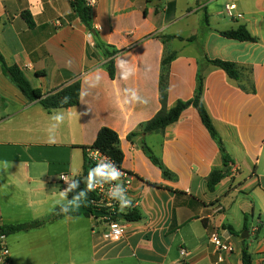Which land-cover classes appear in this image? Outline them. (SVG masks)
<instances>
[{
    "label": "crops",
    "instance_id": "obj_1",
    "mask_svg": "<svg viewBox=\"0 0 264 264\" xmlns=\"http://www.w3.org/2000/svg\"><path fill=\"white\" fill-rule=\"evenodd\" d=\"M94 1L97 38L120 51L113 79L71 0H0V51L7 63L18 65L44 94L81 82L79 105L49 112L29 102L0 65V216L4 225L25 224L66 205L60 176H83L84 149L108 127L119 136L122 168L134 176L132 194L142 218L127 222L125 235L111 240L93 216L64 214L9 235L12 263L215 264L209 235L219 231L234 246L219 264H242L245 245L252 264H264V0ZM227 4L243 17L229 18ZM239 26L256 40L221 34ZM165 36L183 39L164 44ZM167 50L176 53L168 69L167 106L192 99L203 74V102L231 159L227 168L193 106L163 133L140 132L162 107ZM203 53L235 63L241 78L207 64ZM142 140L175 179L163 177ZM214 169L227 172L211 191L207 178Z\"/></svg>",
    "mask_w": 264,
    "mask_h": 264
},
{
    "label": "trees",
    "instance_id": "obj_2",
    "mask_svg": "<svg viewBox=\"0 0 264 264\" xmlns=\"http://www.w3.org/2000/svg\"><path fill=\"white\" fill-rule=\"evenodd\" d=\"M71 8L73 12L79 17L81 22L87 28V30L94 37V46L97 50H99L103 57L107 59L106 68L109 72L110 77L115 78L116 68H115V57L119 54V50L114 47L107 45L97 38V31L93 26V9L87 4V0H71ZM23 17L27 21L30 27L34 26V22L30 13L25 12ZM221 34L229 39L243 41V42H254L256 39L249 33L245 26H239L235 30H230L226 32H221ZM174 38L183 39L182 37H172L165 36L163 38L164 44L173 40ZM194 37L189 38L188 41H193ZM176 57V53L169 52L168 50L165 52V56L162 60V68H161V80H160V101L162 107L160 111L149 121L143 123L140 126L141 133H163L164 130L176 123L182 114V112L190 106H193L199 113L200 118L209 131L211 137L218 144L219 149L222 154V160L224 166L228 167L231 161L224 143L217 132L213 121L205 107L203 102V93H204V76L199 71L197 75V85L195 94L192 99L188 101H178L173 107L169 108L167 106V95H168V69L171 62ZM202 60L207 64H211L217 68L222 69L227 73V75L234 79L239 80L242 76V72L239 67L230 61H224L220 59L211 60L206 54H202ZM0 65L4 72V74L9 78V80L23 93V95L28 99L29 102H38L43 108L49 112L60 109V108H70L79 105L81 99V82L79 80L68 84L62 88H59L55 91L44 94L42 90L35 88L31 85L30 81L26 77L24 71L18 65H10L7 63L5 57L0 51ZM137 133H132L129 136V139H132L133 136H136ZM142 148L151 160V162L157 166L163 174L165 179L173 180L176 178L175 174H173L160 160L152 150L147 146L144 140H142ZM89 148H95L101 150L103 153L112 158L115 163L119 166H122L124 160V154L120 146V139L118 134L108 128L103 127L99 130L97 137L93 143V145ZM88 148H85L86 151ZM92 171V164L88 160L85 152V165H84V174L81 178H77L74 180L73 184L75 187L69 191L68 193V202L64 206L69 207L68 212L62 211L64 206L57 207L53 214L47 219L34 221L31 223L25 224H17V225H5L1 228L2 233L7 236L22 232L29 231L35 228H38L48 222H52L57 220L64 214L70 213V205L69 201H72L74 197H77L81 193H85V195L80 196L79 202L89 210V213H86L87 216H93L92 209L90 207L89 200L92 197V193L88 188V184L90 182V176ZM227 171L214 169L209 177L207 178L208 188L209 190H214L216 185L221 182L224 178ZM72 184V185H73ZM78 214V213H73ZM124 218L127 222H137L141 220L142 216L138 209L130 210L128 213L124 215ZM248 230L247 227H245ZM242 264H252V256L249 252L247 245H245L242 251Z\"/></svg>",
    "mask_w": 264,
    "mask_h": 264
},
{
    "label": "built area",
    "instance_id": "obj_3",
    "mask_svg": "<svg viewBox=\"0 0 264 264\" xmlns=\"http://www.w3.org/2000/svg\"><path fill=\"white\" fill-rule=\"evenodd\" d=\"M87 4L93 7L94 0H87ZM236 6L233 4L225 5L226 15L231 18H242L243 15L236 13ZM92 34H90V37ZM86 156L92 164V171L90 176V182L92 188V197L89 200L90 207L92 209L93 218L102 227L101 234L111 240H117L125 235L127 221L124 215L130 210L137 209L139 201L133 198L132 183L134 176L119 166L108 155L103 153L99 149L88 148ZM97 169L105 170H119L120 177L117 180H111L108 176L99 175ZM74 180L67 174L60 176L61 191L68 195L69 187L73 184ZM125 189V191H123ZM121 197L127 198L131 201L129 206L121 207ZM100 211L105 213L102 216H95L94 212ZM122 215L123 218L119 219L118 215ZM259 224H261L259 222ZM5 225L0 216V264H13L11 249L7 243V235L2 233L1 228ZM258 227H255L253 231H257ZM209 242L214 246L215 253L217 255V261L215 264H219L224 261L226 254H232L234 252V246L225 241L219 231H214L209 235ZM181 256L186 257L188 255L185 249H181Z\"/></svg>",
    "mask_w": 264,
    "mask_h": 264
},
{
    "label": "clouds",
    "instance_id": "obj_4",
    "mask_svg": "<svg viewBox=\"0 0 264 264\" xmlns=\"http://www.w3.org/2000/svg\"><path fill=\"white\" fill-rule=\"evenodd\" d=\"M132 99H134V100L138 99L135 92L132 93ZM56 119L59 120L60 117L57 116ZM5 167H7V164H5ZM97 172L99 175H105L106 174L108 176V178L111 180H117V179H119V177L121 175L119 170L97 169ZM74 187H75V184L71 185L68 190H72ZM88 188H89V190H91V188H92L91 184H88ZM123 191H125V189H123ZM61 195L64 196V195H66V193H62ZM83 195H85V193H81L77 197H74V199L72 201H69V205H75L78 202L80 196H83ZM120 203H121V207H126V206L130 205L131 201L128 200L127 198L121 197ZM62 211L68 212L69 207L64 206L62 208Z\"/></svg>",
    "mask_w": 264,
    "mask_h": 264
},
{
    "label": "water",
    "instance_id": "obj_5",
    "mask_svg": "<svg viewBox=\"0 0 264 264\" xmlns=\"http://www.w3.org/2000/svg\"><path fill=\"white\" fill-rule=\"evenodd\" d=\"M227 168V167H226ZM70 212L71 213H89V210L86 209L79 201L75 204V205H70ZM105 213L103 212H100V211H96L94 212V215L95 216H102L104 215ZM118 218L119 219H122L123 216L120 214L118 215ZM242 238H245V237H248V233L247 231L243 232L242 235H241Z\"/></svg>",
    "mask_w": 264,
    "mask_h": 264
},
{
    "label": "rangeland",
    "instance_id": "obj_6",
    "mask_svg": "<svg viewBox=\"0 0 264 264\" xmlns=\"http://www.w3.org/2000/svg\"><path fill=\"white\" fill-rule=\"evenodd\" d=\"M243 196H245V195H243ZM252 217L249 215V223H251L252 222ZM10 238V236H7V243H8V239ZM253 249V248H252Z\"/></svg>",
    "mask_w": 264,
    "mask_h": 264
}]
</instances>
